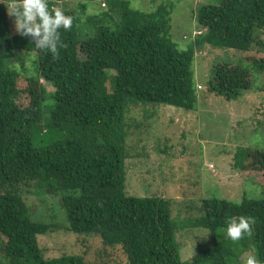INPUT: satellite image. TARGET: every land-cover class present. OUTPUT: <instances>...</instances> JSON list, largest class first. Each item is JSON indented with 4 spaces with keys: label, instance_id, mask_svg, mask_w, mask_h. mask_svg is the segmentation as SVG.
I'll use <instances>...</instances> for the list:
<instances>
[{
    "label": "trees",
    "instance_id": "1",
    "mask_svg": "<svg viewBox=\"0 0 264 264\" xmlns=\"http://www.w3.org/2000/svg\"><path fill=\"white\" fill-rule=\"evenodd\" d=\"M86 1L111 3L120 22L113 29L101 26L80 43L76 15L63 8L73 16V25L61 29L64 46L55 58L35 49L30 37L9 33L12 0L0 2V264H92L85 253L44 257L38 237L57 226L32 218L24 188L58 199L63 228L82 244L87 243L82 236L98 239L105 264H239L248 251L264 264V200H203V214L190 225L207 230L213 244L182 261L176 240L179 224L171 218L169 202L126 193V161L133 158L126 114L137 105L196 111L195 52L179 50L170 39L169 5L143 13L130 8L127 0L48 4L51 10L54 4ZM196 22L203 33L195 47L207 44L244 54L255 43L262 44L256 32L264 31V0L202 5ZM14 51L36 52L34 77L11 66ZM244 62L247 68L218 64L207 92L233 101L253 89L252 74L264 71V60L246 55ZM41 80L54 92L47 94ZM47 102L52 105L43 123L41 107ZM233 160L237 171H264L262 149L239 147ZM239 216L253 220L252 232L233 241L224 231L225 221Z\"/></svg>",
    "mask_w": 264,
    "mask_h": 264
},
{
    "label": "rangeland",
    "instance_id": "2",
    "mask_svg": "<svg viewBox=\"0 0 264 264\" xmlns=\"http://www.w3.org/2000/svg\"><path fill=\"white\" fill-rule=\"evenodd\" d=\"M127 1L130 8L143 13L169 5L170 39L179 50L193 48L195 52L194 80L196 87H200V90L198 87L196 90V111L185 112L163 105H137L131 106L126 114L127 145L133 158L126 161L125 191L130 196L158 197L169 202L171 218L179 224L176 240L180 246V257L182 261H187L213 244L207 230L190 225L203 214V200L217 198L237 203L243 196L264 200V171H237L233 167L237 148L264 150V71L252 74L253 89L243 92L236 100L226 101L207 92V83L218 64H238L247 68L244 62L246 55H256L264 60V31L256 32V39L262 44L255 43L244 54L207 44L195 47L194 43L200 36H193V33H203L196 22L198 8L208 4L218 5L219 0ZM54 5L75 13L77 41L80 43L94 37L101 26L113 29L120 22L112 4L108 2ZM86 19L93 22L88 24ZM8 31L11 35L17 33L13 22L9 24ZM13 54L11 66L18 62L20 68L13 66L17 71L23 76L34 77L36 52L14 51ZM41 84L47 94L54 92L50 84L43 80ZM51 105L47 102L41 107L43 123L47 120V110ZM156 149L165 150L166 154ZM23 190L24 201L32 218L57 226L51 234L38 237L45 258L85 253L92 264L106 263V258L99 256L101 245L98 239L82 236L87 242L82 244L80 239L63 228L66 222L58 199L35 188ZM249 255L254 256V253L248 251L243 254L239 264H246ZM107 264L114 262L108 260Z\"/></svg>",
    "mask_w": 264,
    "mask_h": 264
},
{
    "label": "clouds",
    "instance_id": "3",
    "mask_svg": "<svg viewBox=\"0 0 264 264\" xmlns=\"http://www.w3.org/2000/svg\"><path fill=\"white\" fill-rule=\"evenodd\" d=\"M9 7V14L14 17L15 31L22 37H30L34 41L35 49L57 57L59 49L64 46L61 41V29H71L73 16L66 15L59 7L54 6L50 10L48 0H12ZM199 34L200 32L193 33L194 36ZM13 66L20 68L18 62ZM252 224L250 217H230L225 221L224 231L229 239L236 241L243 235H251ZM246 264L262 262L249 255Z\"/></svg>",
    "mask_w": 264,
    "mask_h": 264
},
{
    "label": "built area",
    "instance_id": "4",
    "mask_svg": "<svg viewBox=\"0 0 264 264\" xmlns=\"http://www.w3.org/2000/svg\"><path fill=\"white\" fill-rule=\"evenodd\" d=\"M200 87L198 86V89H199Z\"/></svg>",
    "mask_w": 264,
    "mask_h": 264
}]
</instances>
